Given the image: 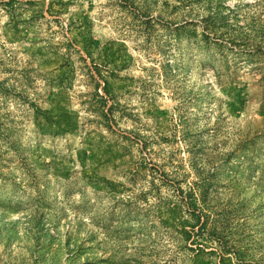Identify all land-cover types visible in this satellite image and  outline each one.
<instances>
[{
  "label": "rangeland",
  "instance_id": "374dc122",
  "mask_svg": "<svg viewBox=\"0 0 264 264\" xmlns=\"http://www.w3.org/2000/svg\"><path fill=\"white\" fill-rule=\"evenodd\" d=\"M0 264H264V0H0Z\"/></svg>",
  "mask_w": 264,
  "mask_h": 264
},
{
  "label": "trees",
  "instance_id": "16d2710c",
  "mask_svg": "<svg viewBox=\"0 0 264 264\" xmlns=\"http://www.w3.org/2000/svg\"><path fill=\"white\" fill-rule=\"evenodd\" d=\"M183 191V190H182ZM189 194H191V193H189ZM191 204L193 205V206H195V207H197V203L195 202V201H191ZM200 216V215H199ZM203 225H204V222H202L201 223V227H203ZM240 256H244V252L242 251V253L240 252V254H239ZM243 262H245V261H243Z\"/></svg>",
  "mask_w": 264,
  "mask_h": 264
}]
</instances>
